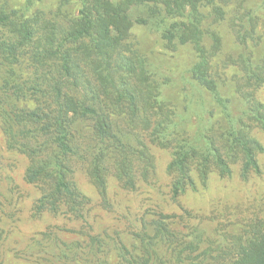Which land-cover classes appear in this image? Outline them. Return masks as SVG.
<instances>
[{
    "label": "rangeland",
    "instance_id": "rangeland-1",
    "mask_svg": "<svg viewBox=\"0 0 264 264\" xmlns=\"http://www.w3.org/2000/svg\"><path fill=\"white\" fill-rule=\"evenodd\" d=\"M26 1L0 0V15L22 7ZM62 1L61 13L57 7ZM217 1L225 16L215 23L220 45L210 59L211 76L233 102L248 109L252 108L250 102L260 103L264 113V80L260 84L247 83L240 63L242 48L235 38L236 25L232 18L237 0ZM240 1L244 2L239 0V4ZM78 6L79 0H35L31 12L39 10L46 18L55 20V14L70 13L67 12L70 8L76 11ZM248 8V0H245L241 9ZM255 13L256 35L249 41L248 50L253 61L263 67L261 75L264 79V6L257 5ZM130 15L135 20L146 13L141 7H135ZM12 29L8 21H0V264H131L123 261L121 248L126 256L137 258L143 264H231L239 248L264 232L262 122L246 118L249 125L246 134L248 132L249 137L262 147L257 152L258 172L250 171L244 175L243 156L234 157L227 148L224 157L228 173L213 163L202 167L197 162L189 171L193 183L187 184L178 195L173 194V147L195 131V120L184 123L186 116L181 112L182 86L190 87L187 69L192 61V51L186 46L169 50L150 23H134L125 41L124 53L128 57L134 56L139 67L134 75L117 69L113 74L115 85L112 89L120 92L134 87L139 96L149 102L148 91L153 89L151 93H158L148 85L149 81L160 76L162 79L173 72L179 75L181 69L186 71L184 78L165 85L163 99L168 109L165 120L151 116L154 107L151 105L142 107V113L139 110L130 112L127 122L136 124L134 128H142L138 132L122 117L113 115L116 125L123 130L120 135L124 142L149 147L155 161L151 178L146 182L139 181L137 188L131 190L121 184L112 170L102 192L90 167L80 162L74 166L71 177L86 198L82 214L77 215L63 206L56 213L38 210L43 185L29 180L27 170L31 159L10 141L13 130H17V126L11 124L14 115L23 107L32 108L34 102L31 98L16 97L13 94L16 81L8 79L15 70L22 73L23 79L30 80L43 68L35 63L30 50L17 48L14 54L10 53ZM119 59L122 62L121 57ZM172 111L175 113L173 118ZM142 114L145 115L143 118L133 120ZM167 119L175 125L169 128L175 136L170 145L161 140L162 123H169ZM215 120L221 123L215 121L216 132L213 134L223 149L228 146L224 120L218 113ZM159 214L170 216L167 219L170 231L164 236L155 235ZM144 232L155 243L149 253L140 241V234Z\"/></svg>",
    "mask_w": 264,
    "mask_h": 264
},
{
    "label": "trees",
    "instance_id": "trees-1",
    "mask_svg": "<svg viewBox=\"0 0 264 264\" xmlns=\"http://www.w3.org/2000/svg\"><path fill=\"white\" fill-rule=\"evenodd\" d=\"M243 1L235 2L232 16L236 25L235 38L242 48L240 63L246 82L260 84L264 80L263 67L253 61L248 43L256 35L255 10L257 5L264 6V0H248L247 10L241 9ZM34 4L35 0H27L22 7L3 12L0 21H8L13 26V40L8 46L10 53L14 54L17 48L30 50L35 63L43 68L30 80L23 79L22 73L15 70L8 79L16 81L13 92L16 97L31 98L34 102L32 108L23 107L14 115L11 124H15L17 130H13L10 141L31 159L27 170L29 180L43 185L38 210L56 213L63 206L77 215L82 214L86 198L71 177L74 166L80 162L90 167L102 192L112 170L121 184L131 190L137 188L139 181L146 182L151 178L155 161L149 147L124 142L120 135L123 130L116 125L113 115L122 117L138 132L142 128H134L136 124L127 122L130 112L139 110L142 113V107L151 105L154 106L151 116L165 120L168 109L163 99L164 88L174 80L184 78L186 71L181 69L179 75L173 72L162 79L160 76L149 81L148 85L158 90V93H151L153 89L148 91L149 102L140 97L134 87L128 86L120 92L112 89L115 85L113 74L117 69L134 75L139 67L133 55L128 57L124 53L125 41L135 22L150 23L169 50L186 46L192 51V61L187 69L190 87L182 86L181 112L186 116L184 123L195 120V131L173 147V194L178 195L187 184L193 183L189 171L197 162L202 167L213 163L228 173L224 157L227 148L234 157L243 156L244 175L259 171L257 152L262 147L249 137L248 132L246 134L249 128L246 118L264 124L263 105L250 102L252 108L248 109L233 102L222 93L210 73V59L220 45L215 23L225 16L217 0H79L76 11L70 8L67 11L70 13L55 14V20L46 18L42 11L31 12ZM63 6L62 1L57 11L62 13ZM135 7H141L146 16L133 20L130 14ZM217 113L222 115L225 124L228 146L223 149L213 134L216 132L215 121L221 123L215 120ZM173 114L172 111V118ZM144 116H136L133 120ZM168 121L170 124L162 123L164 138L159 134L166 145L175 139L169 129L175 125ZM158 217L155 235L164 236L170 231L167 221L170 216L159 214ZM150 239L147 232L140 234L147 253L155 248ZM121 253L125 262L143 264L137 258L126 256L124 248ZM230 262L264 264V232L239 248Z\"/></svg>",
    "mask_w": 264,
    "mask_h": 264
}]
</instances>
